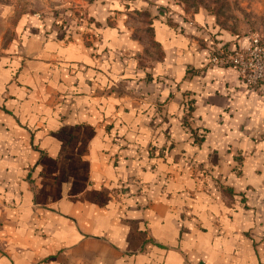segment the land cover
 I'll return each mask as SVG.
<instances>
[{"label": "crops", "instance_id": "1", "mask_svg": "<svg viewBox=\"0 0 264 264\" xmlns=\"http://www.w3.org/2000/svg\"><path fill=\"white\" fill-rule=\"evenodd\" d=\"M149 9L152 57L108 8L0 43V264H264V86L209 64L248 37Z\"/></svg>", "mask_w": 264, "mask_h": 264}, {"label": "rangeland", "instance_id": "2", "mask_svg": "<svg viewBox=\"0 0 264 264\" xmlns=\"http://www.w3.org/2000/svg\"><path fill=\"white\" fill-rule=\"evenodd\" d=\"M152 4L185 13L206 11L221 28L248 39L257 37L264 46V0H0V43L11 41L19 23L26 24L30 17L42 22L45 19L54 27H78L108 8L110 12L129 11L126 27L132 28L134 37L145 41L147 56H156L158 49L152 45L146 25Z\"/></svg>", "mask_w": 264, "mask_h": 264}, {"label": "built area", "instance_id": "3", "mask_svg": "<svg viewBox=\"0 0 264 264\" xmlns=\"http://www.w3.org/2000/svg\"><path fill=\"white\" fill-rule=\"evenodd\" d=\"M214 48L209 57V64L233 67L239 80L249 87L264 86V46L257 37L248 39L245 48L235 51Z\"/></svg>", "mask_w": 264, "mask_h": 264}]
</instances>
